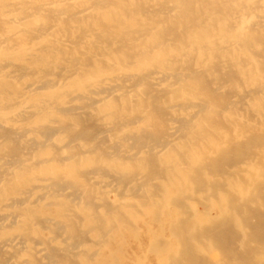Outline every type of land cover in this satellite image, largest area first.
<instances>
[{"label": "bare ground", "instance_id": "1", "mask_svg": "<svg viewBox=\"0 0 264 264\" xmlns=\"http://www.w3.org/2000/svg\"><path fill=\"white\" fill-rule=\"evenodd\" d=\"M142 252L264 264V0H0V264Z\"/></svg>", "mask_w": 264, "mask_h": 264}, {"label": "rangeland", "instance_id": "2", "mask_svg": "<svg viewBox=\"0 0 264 264\" xmlns=\"http://www.w3.org/2000/svg\"><path fill=\"white\" fill-rule=\"evenodd\" d=\"M135 247V246H134ZM126 252V254L128 255V253H127V250L126 249H124ZM131 253H132V249H130L129 250ZM139 256H140V258H144V259H146L145 260V262H146V264H151V260H152V257H153V255H148V256H146V255H144L143 254V252L142 253H139ZM146 257V258H145ZM151 258V259H150ZM121 261V260H120ZM147 261H148V263H147Z\"/></svg>", "mask_w": 264, "mask_h": 264}]
</instances>
